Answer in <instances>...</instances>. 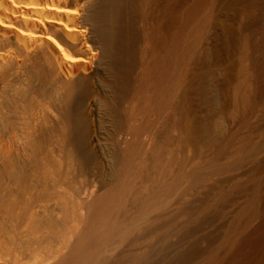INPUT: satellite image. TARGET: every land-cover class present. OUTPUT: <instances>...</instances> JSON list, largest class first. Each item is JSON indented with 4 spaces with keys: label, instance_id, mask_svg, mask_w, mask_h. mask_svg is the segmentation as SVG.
<instances>
[{
    "label": "bare ground",
    "instance_id": "1",
    "mask_svg": "<svg viewBox=\"0 0 264 264\" xmlns=\"http://www.w3.org/2000/svg\"><path fill=\"white\" fill-rule=\"evenodd\" d=\"M255 2L0 0V264H264L259 183L193 237L209 176L262 146Z\"/></svg>",
    "mask_w": 264,
    "mask_h": 264
},
{
    "label": "rangeland",
    "instance_id": "2",
    "mask_svg": "<svg viewBox=\"0 0 264 264\" xmlns=\"http://www.w3.org/2000/svg\"><path fill=\"white\" fill-rule=\"evenodd\" d=\"M255 1L257 3L255 2V4H254L255 7L252 6V10H253V12H252V21H253V25L255 23V25H254L255 28H256V34L255 35H256L257 39L261 38L260 39L261 40V42H260L261 46L256 49V51L253 54V57H254V60L258 64H261L260 66H262L261 68L263 70L264 69V0H255ZM236 12L237 13H235V18H234L235 20L233 21L234 26H235V29H234L235 33H233L232 38H231V50H230L231 53H230V56H229V58L227 60V64L231 65V68H230L231 69V73L229 75V78H228L227 82L225 83V85H223V87L221 89L218 86L219 84L216 86L215 89H213V93L215 92V93L218 94V96H216V97H217V99L219 98L220 101L219 100L218 101L220 103L223 102V101H221L223 99L226 100V101L229 100V98H230V96H231V94L233 92V88H234V85H235V80L237 79L238 74H239V71H238L239 68L238 67H239V57H240L239 52H240V41H241V38H240L241 30H240L239 27H240L241 21L239 20L240 19L239 18L240 17L239 16V9H236ZM263 73H264V70H263ZM261 80H262V83L264 84V74L262 75ZM219 82L221 83V81H219ZM217 94H215V95H217ZM216 125H217V128L215 129V131L218 130L216 132H218L217 134H219L221 136L222 134H220V133H224V132L220 131V130L221 129L223 130L224 127L223 126L221 127L220 124H216ZM263 127H264V125L262 126V128H261L262 130H260V133H258L257 139L255 140L256 142L257 141L259 142V145L262 144V146H260V147L258 146L259 148L255 147V148H257L256 150L252 149L253 152H251V151H250L251 153L249 152L251 157H250V155L248 153L247 154L245 153L247 157L244 158V159H242L240 157L242 159V160H239V162L241 164L237 165L239 162H236L237 164H234L235 165V167H234V165L232 166L230 164V162L233 164L235 161L234 162L231 161L233 158H231V156L228 155L230 157L227 158V156H226L225 159H223V161L225 160L224 161L225 164L231 165V169L229 168L228 169L229 171L227 170L226 172H224L226 170V168H228L230 166L227 167V165L224 166L225 164H223L222 168L225 169V170H221L220 171L219 169H217L219 172L218 171H214V172H217V174L215 173L216 176L214 175V177H213L214 172L209 176L210 179L208 178V184H207L208 186H207V188H209V190H211L212 188H210V187L214 186L213 189L216 188L218 190L217 191L214 190L215 191L214 192V197L211 198L213 196L212 195L213 192H209L207 188L204 189V191H201V193H199L200 196H198V198L196 199L197 201H195V202H198V199L200 197L199 201H201V202H198V204L197 203L196 204L195 203L192 204V206H194L195 210H198V211L202 212L201 214H203V211H201V210L207 209V211H204V212H206V214L204 213V215L206 216L205 218H207V220L208 219L210 220V221L206 220L204 222L206 225H201L200 228L198 227L200 225H198V226L195 225V228H196L195 230L196 231L194 233H196V232L197 233L195 234V236H193L194 238H198V237L202 238V237L205 236V234L207 235V232L210 233V234L208 233V236H211V233L213 231H214L213 232L214 235L218 234L217 236H221L223 234V232L225 231L226 227L228 225H230L231 223H233L234 220H236L235 218H237L236 217L237 214L239 215L240 208L242 209V207H245L251 201L252 197L254 196V194L252 195V193H253L252 190L254 189L253 187L256 184L259 183V184H261L260 185L261 187H259V185H258L257 189L260 188L261 191L264 190V137H263L264 136V128ZM244 155H242V157H244ZM224 167H226V168H224ZM211 181H213V182H211ZM209 182H210V184H209ZM216 183H219L220 186L218 184H216ZM221 183H222V185H221ZM220 187L223 189V190H221L222 192L223 191L228 192L227 195H229V194L231 195L232 192L234 191L232 195H234V193L237 194L235 199H233L234 198L233 196H232L233 200L230 199L231 198L230 196H229L230 198L227 199L228 197H227V195H225L226 192H224L225 194L220 193L221 192L219 190V189H221ZM233 188H234V190L232 191ZM211 191H213V190H211ZM216 192H218L217 194L221 195L222 199H220L219 195H218L219 196L218 197L217 194H215ZM255 192L256 191H254V193ZM207 193H209V194H207ZM261 193H263V194H261ZM261 193H260L261 196L264 195V192H261ZM222 194L225 195L227 198L225 196H222ZM201 195H204V196H201ZM205 195H206V197H205ZM209 195H211V196H209ZM204 198H207L210 206L211 207L213 206L212 208L209 206V204L206 203L207 201ZM223 198H226V201L227 200H231V201H229V202L227 201L226 202V201H224ZM221 203H222V207H221ZM223 203L225 204V208L224 209H223V207H224ZM227 203H229V204H227ZM194 204L196 205V207H195ZM197 206H199V207H197ZM202 206H203V209H202ZM206 207H208V208H206ZM213 208H214V211H213ZM215 208L218 209V210H216ZM210 209H211V213H210V211L208 212V210H210ZM223 211L226 212V213L224 214ZM219 212L221 214H219ZM214 213H215V215H214ZM211 215H213V218H212ZM217 216H219L218 217L219 219L217 218ZM221 217H222V220H221ZM188 226L190 227V230H191L192 226L194 227V225H178V228H177L178 231H176V233L177 234L178 233L179 234L182 233V235L187 236V239H190V237L192 235H194V234L188 231L189 230ZM183 230H187V231L186 232L184 231L185 232L184 233ZM190 233L192 235H189ZM202 233H204V234H202ZM220 233H222V234L219 235ZM188 235H189V237H188ZM214 235H213V237H214ZM217 236H215L214 238H217Z\"/></svg>",
    "mask_w": 264,
    "mask_h": 264
}]
</instances>
